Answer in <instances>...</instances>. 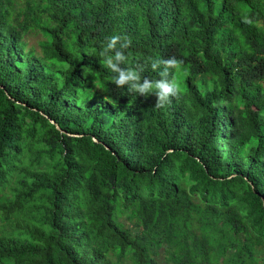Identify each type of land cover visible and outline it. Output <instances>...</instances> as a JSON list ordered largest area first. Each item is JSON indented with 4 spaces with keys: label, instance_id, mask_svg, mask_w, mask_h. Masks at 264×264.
<instances>
[{
    "label": "trees",
    "instance_id": "1",
    "mask_svg": "<svg viewBox=\"0 0 264 264\" xmlns=\"http://www.w3.org/2000/svg\"><path fill=\"white\" fill-rule=\"evenodd\" d=\"M0 264H264V0H0Z\"/></svg>",
    "mask_w": 264,
    "mask_h": 264
},
{
    "label": "clouds",
    "instance_id": "2",
    "mask_svg": "<svg viewBox=\"0 0 264 264\" xmlns=\"http://www.w3.org/2000/svg\"><path fill=\"white\" fill-rule=\"evenodd\" d=\"M130 45L131 39L127 36L113 35L108 38L106 46L100 53L104 65L116 73L114 83L121 88L127 86L130 92L138 93L140 96H155L157 108L171 104L174 97L179 98L181 88L176 76L184 70V61L176 57L151 60V68L158 72L159 78L150 79L142 76L143 66L138 65L135 68L121 66L129 60L125 50Z\"/></svg>",
    "mask_w": 264,
    "mask_h": 264
},
{
    "label": "rangeland",
    "instance_id": "3",
    "mask_svg": "<svg viewBox=\"0 0 264 264\" xmlns=\"http://www.w3.org/2000/svg\"><path fill=\"white\" fill-rule=\"evenodd\" d=\"M43 40V36L39 32H32L28 38L27 42L30 47H35L39 50V43Z\"/></svg>",
    "mask_w": 264,
    "mask_h": 264
}]
</instances>
